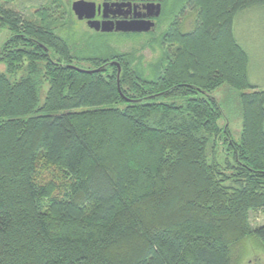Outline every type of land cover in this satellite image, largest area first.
<instances>
[{
	"label": "trees",
	"instance_id": "16d2710c",
	"mask_svg": "<svg viewBox=\"0 0 264 264\" xmlns=\"http://www.w3.org/2000/svg\"><path fill=\"white\" fill-rule=\"evenodd\" d=\"M181 1L152 50L154 78L139 72L141 51L93 57L55 32L60 19L34 24L0 5L10 32L0 47V264L264 256V224L249 220L264 212V89L250 82L233 30L264 0ZM187 8L195 23L182 31ZM109 58L120 61L121 93L139 101L118 92ZM80 61L104 69L67 66ZM223 84L241 91L238 140L220 124Z\"/></svg>",
	"mask_w": 264,
	"mask_h": 264
},
{
	"label": "rangeland",
	"instance_id": "374dc122",
	"mask_svg": "<svg viewBox=\"0 0 264 264\" xmlns=\"http://www.w3.org/2000/svg\"><path fill=\"white\" fill-rule=\"evenodd\" d=\"M72 0H0V5L17 12L22 18L40 24L45 17L60 19L59 28L55 32L64 37L69 36L70 40L76 41L77 48L83 53L93 57H103L109 50V46L115 50L124 49L131 53L139 52L143 54V60L139 66V72L144 76L154 78L156 72L153 71L151 60L158 57L159 51L152 53L157 46V39L160 33L168 26L170 21L177 15L178 10L185 1L171 0L164 6L163 14L158 18L154 31L141 33H91L82 23L76 20L71 14L64 13L69 8ZM238 14L233 21V30L236 39L246 50L249 56L248 78L257 89H264V10L253 8ZM196 9L188 8L180 15V27L182 31L193 29ZM10 36L7 29H0V47ZM129 58V57H128ZM145 61V62H144ZM81 69H94V65L89 61L77 62ZM120 63V61H119ZM5 65L0 63V72H4ZM18 78V77H16ZM240 90L228 84L221 85L214 95L217 98L222 110L223 118L220 124H227L231 135L235 140L239 139L241 131L240 114ZM222 147L218 148L217 160L223 162L226 155L222 152ZM251 226L264 224V212L261 210L251 211L249 214ZM249 256L242 260V264H264V256Z\"/></svg>",
	"mask_w": 264,
	"mask_h": 264
},
{
	"label": "flooded vegetation",
	"instance_id": "af4514ba",
	"mask_svg": "<svg viewBox=\"0 0 264 264\" xmlns=\"http://www.w3.org/2000/svg\"><path fill=\"white\" fill-rule=\"evenodd\" d=\"M75 0L70 2L69 8L65 9L64 13L71 14L76 20L80 21L84 27H86L91 33H124L120 31H112L102 32L99 30H95L93 27L88 25V19L82 18L78 19L75 13L73 12L71 6ZM89 2L95 3V10L93 12V21H97L99 23L102 22H113L117 23L118 21H129L134 19H144L149 20L154 23V26L150 29L154 31L156 28V23L159 17L163 14L164 6L167 2L171 0H85ZM171 3V2H170ZM160 5V13L157 17H153L152 15L156 12V5ZM155 7V8H154ZM115 27V25H114ZM114 62L119 61L117 59L109 58L108 61L104 62L107 66H115ZM120 64V63H119Z\"/></svg>",
	"mask_w": 264,
	"mask_h": 264
},
{
	"label": "water",
	"instance_id": "95a60500",
	"mask_svg": "<svg viewBox=\"0 0 264 264\" xmlns=\"http://www.w3.org/2000/svg\"><path fill=\"white\" fill-rule=\"evenodd\" d=\"M73 12L75 13V15L77 16L78 19H88V25L90 27H93L95 30H99L102 32H109L112 31V29H115V31H120V32H132V33H141V32H147L150 31V29L154 26V23L152 21L149 20H140V19H134V20H129V21H118L117 23H113V22H102L99 23L97 21H93L92 17H93V12L95 10V3L93 2H89V1H85V0H75L72 3L71 6ZM155 8V7H154ZM156 12L154 15H152L153 17H157L160 13V5L157 4L156 5ZM115 25V27H114ZM41 45V44H40ZM43 46V45H42ZM45 50H47V48L44 47ZM116 68H117V90L118 92L123 96V98L126 101L132 102V101H139L140 99L136 100V99H130L125 97L122 93H121V89L119 87V81H118V77H119V73L121 70V66L118 62H114ZM69 68H72L74 70H77L79 72H84V73H98L101 72L104 69V65L95 68V69H81L80 67L74 66V65H67ZM152 96H148V98H151Z\"/></svg>",
	"mask_w": 264,
	"mask_h": 264
}]
</instances>
